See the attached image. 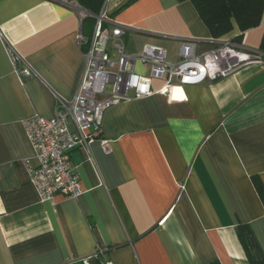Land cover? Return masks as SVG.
Returning <instances> with one entry per match:
<instances>
[{
    "label": "crops",
    "instance_id": "obj_1",
    "mask_svg": "<svg viewBox=\"0 0 264 264\" xmlns=\"http://www.w3.org/2000/svg\"><path fill=\"white\" fill-rule=\"evenodd\" d=\"M106 11L130 54L157 46L174 63L181 42L201 55L228 40L264 55V12L238 41L235 25L212 39L188 1L109 0ZM90 31L60 0H0V264H249L235 228L250 225L264 253L252 182L264 187V63L200 85L171 81L108 108L100 137L109 152L94 141L69 155L78 198L40 200L23 165L35 164L24 121L51 119L56 99H74L84 71L76 37ZM164 85L154 79L151 89Z\"/></svg>",
    "mask_w": 264,
    "mask_h": 264
},
{
    "label": "built area",
    "instance_id": "obj_2",
    "mask_svg": "<svg viewBox=\"0 0 264 264\" xmlns=\"http://www.w3.org/2000/svg\"><path fill=\"white\" fill-rule=\"evenodd\" d=\"M108 1L103 0L99 13L93 15L81 9L76 0H60L74 9L81 25L89 18L94 24L89 37L81 32L76 37L84 71L74 99L70 102L56 99L51 119L34 115L24 121L35 164L25 159L23 165L28 182L42 201H50L56 195L78 198V178L70 168L69 155L76 149H87L94 141L99 142L105 153L109 152V142L100 137L103 115L108 108L163 92L171 81L182 86L200 85L228 77L244 66L264 63L262 53L245 50L228 40L201 55L195 54L193 42H181L178 60L174 63L166 59L165 49L157 46H145L141 52L130 54L123 41V27L108 18ZM108 24L110 26H106ZM108 43H111L114 57L107 50ZM8 53L19 76L29 77L31 71L21 58L11 48ZM136 64L148 67V75L135 72ZM154 79L165 81L157 92L151 89ZM104 251L98 249L93 258L99 259ZM101 264L111 263L103 261Z\"/></svg>",
    "mask_w": 264,
    "mask_h": 264
},
{
    "label": "trees",
    "instance_id": "obj_3",
    "mask_svg": "<svg viewBox=\"0 0 264 264\" xmlns=\"http://www.w3.org/2000/svg\"><path fill=\"white\" fill-rule=\"evenodd\" d=\"M188 1L193 6L202 24L208 30L212 39H220L229 34L234 25L240 32L236 40L248 30L260 25L264 12V0H178ZM80 7L97 15L103 5V0H76ZM90 28L94 20L89 18ZM260 50L264 51V36ZM256 192L264 206V187L258 178H252ZM236 237L242 246L249 264H264V253L250 225L239 224L235 228ZM101 257H99L100 259Z\"/></svg>",
    "mask_w": 264,
    "mask_h": 264
}]
</instances>
